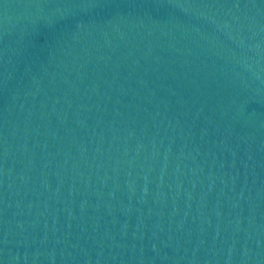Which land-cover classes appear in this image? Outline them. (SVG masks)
<instances>
[{
    "label": "water",
    "instance_id": "water-1",
    "mask_svg": "<svg viewBox=\"0 0 264 264\" xmlns=\"http://www.w3.org/2000/svg\"><path fill=\"white\" fill-rule=\"evenodd\" d=\"M0 264H264V0H0Z\"/></svg>",
    "mask_w": 264,
    "mask_h": 264
}]
</instances>
